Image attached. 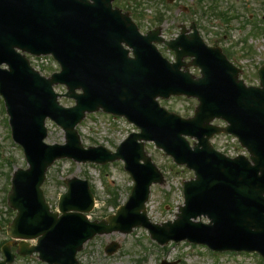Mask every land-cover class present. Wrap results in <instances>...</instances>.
<instances>
[{
    "label": "water",
    "instance_id": "1",
    "mask_svg": "<svg viewBox=\"0 0 264 264\" xmlns=\"http://www.w3.org/2000/svg\"><path fill=\"white\" fill-rule=\"evenodd\" d=\"M93 1V4H89L88 0H0V65L7 62L12 68L10 72L0 69V84L16 140L24 146L31 165L29 170L19 171L13 182L10 203L18 209V214L9 227L10 234L25 238L41 235L39 245L30 252L40 251L41 257L50 263L74 264L77 250L95 233L116 229L128 231L133 225L141 223L149 225L145 215L140 213L144 201L139 196L144 190L147 193L152 181L160 180V177L147 179L157 170L148 164L149 159L143 155L142 145L135 143L137 136L143 137L138 134L117 154L110 156L108 151L101 153L102 149H93L96 154L93 158L99 161L127 158V168L137 182L138 189H134L132 200L118 215L111 217L107 224L105 221L88 222L82 213H68L72 209L87 212L93 206L91 197L80 194L77 180L71 181L72 190L60 205L63 215L58 218L56 213H51L40 189L45 171L67 150L74 154L84 152L74 126L86 110L95 109L98 103L90 100L91 94L86 92L78 96L75 107L61 109L50 95L53 80H43L35 74L24 57L16 52L15 48L18 47L37 54L55 53L65 75H73V60L83 58L92 69L86 71L84 80H94L96 73H99L103 81L123 90L128 109L133 104L156 122L167 118L175 120L172 115L159 113L158 109L153 112L149 108V105H156L157 95L167 97L171 93H185L197 96L200 105L195 117L187 123L201 129V133H192L201 138L203 151L208 147L204 133L210 135V131L217 130L205 121L219 115L211 114L213 112L224 114L222 116L230 121L226 131L241 135L243 143L255 153L253 159L257 165L250 167L243 161H237L243 164L235 165V161L223 160V169L211 170L210 153L197 156L193 164L199 166L200 172L197 180L187 184L186 207L182 208L174 223L152 226L154 235L161 243L170 238L189 237L199 242H212V245L223 249L257 250L264 255V179L253 172L259 170L262 162L259 154L261 150L264 151V89L240 87L238 93H220L219 96L217 85L220 82H216L210 74L205 73L204 77L195 80L189 74L179 72L178 64L165 63L152 49H146L147 54L143 56L142 41L147 45L149 41L139 37L132 21L117 10H112L110 0ZM97 9L107 16L104 21L102 18L92 20L93 12ZM79 21L83 26L89 22L87 34L90 35L85 42L79 41ZM123 41L133 45L135 58L127 56L128 51L121 44ZM71 81L68 83L71 87H82L86 91L84 84ZM156 111L162 116L154 117ZM48 114H54L57 122L65 128L66 145L44 143L46 130L43 120ZM147 125L150 135L156 139L159 136L165 143L168 136L165 127L153 123ZM189 153L190 150L185 147L179 155L180 159ZM140 158L146 160V165L141 166L138 172L130 162L133 159L137 163ZM227 174L233 175L236 181L226 178ZM200 213L208 214L213 224L192 222L191 217Z\"/></svg>",
    "mask_w": 264,
    "mask_h": 264
},
{
    "label": "rangeland",
    "instance_id": "2",
    "mask_svg": "<svg viewBox=\"0 0 264 264\" xmlns=\"http://www.w3.org/2000/svg\"><path fill=\"white\" fill-rule=\"evenodd\" d=\"M149 0H120L123 5L133 7L137 4L138 10L144 13L139 22L141 29L147 30L154 26L152 20L155 10L146 5ZM158 8L165 13L164 35L171 38L177 33L175 22L186 21L193 17L201 18L202 32L210 41L222 39V43L235 52L232 57L236 64L242 68V77L250 84H259L258 68L264 64V0H182V4L191 6L193 13L178 16L174 13V6L166 9L161 0H156ZM116 3V1H115ZM142 3V4H141ZM159 3V4H158ZM119 4H115L120 6ZM122 5V6H123ZM133 5V6H132ZM120 6V7H122ZM227 12L226 17L222 12ZM199 12V13H198ZM142 24V25H141ZM219 33L218 36H215ZM215 36V37H214ZM236 43V45H235ZM166 55L172 57V54ZM32 63L41 73L49 76L59 70L52 61L41 62L32 59ZM198 73L197 71H195ZM59 92H64V86H57ZM64 105H73L74 100L62 98ZM161 104L168 109L180 113L184 117L194 114L198 100L185 96L172 97L161 100ZM3 98L0 95V259L2 258L1 244L10 240L6 234L9 220L15 216V211L9 207L7 194L11 188V179L18 168H26L27 163L21 146L11 137L9 117L6 113ZM48 137L50 144L63 143L65 133L61 127L48 120ZM81 138L85 146L105 145L115 150L121 140L131 131L138 130L122 118H113L102 112L88 114L81 123ZM233 143L232 140L229 141ZM145 149L154 162L164 173V181L154 184L151 188L148 201V215L153 222L173 220L178 212V206L183 203L182 181L194 176L192 170L179 166L158 149L153 142H146ZM100 165L91 163H76L70 159L56 161L48 170L47 178L43 184L47 202L52 210L57 208L60 194L66 191L65 180L72 177L87 179L96 196V207L90 218L101 219L115 210L110 204L113 193L117 203H124L131 192L133 180L124 169L121 161L110 163L106 172ZM11 210H10V209ZM117 241L119 249L112 255L105 253L104 247L112 241ZM29 244H35L29 240ZM19 241L12 244L14 251L18 250ZM82 264H160L163 260H178L177 264H261L255 255L242 254L237 256H222L214 259L205 254L204 249L188 246L184 243H170L166 248L153 241L147 229L139 227L130 234L113 232L98 235L88 241L84 250L79 254ZM13 264H46L40 262L35 256L16 257ZM263 264V262H262Z\"/></svg>",
    "mask_w": 264,
    "mask_h": 264
}]
</instances>
